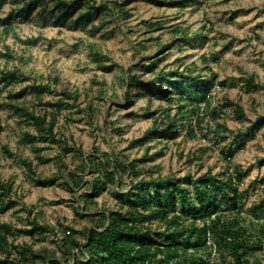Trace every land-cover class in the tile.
<instances>
[{
    "label": "rangeland",
    "instance_id": "obj_1",
    "mask_svg": "<svg viewBox=\"0 0 264 264\" xmlns=\"http://www.w3.org/2000/svg\"><path fill=\"white\" fill-rule=\"evenodd\" d=\"M11 1L3 3L1 17L17 6ZM92 1L96 4L102 2L109 8L121 5L127 14L115 12L98 16L92 22L94 25L111 17L114 22L92 36L89 34L90 24L76 28L69 24L56 26L52 23L48 6H38L29 19H19L12 24L10 34L0 38V51L3 46H8L16 55V60L10 62L0 58V70L17 67L30 78L24 84L3 90L0 103H4L7 93L29 87L35 78L38 82L57 81L54 89L77 94V109H83V112L65 109L57 117L55 131L70 146L74 144L83 152L82 156L68 154L63 159L64 168L57 160L40 165L35 160L33 147L20 143L22 133H34V129L18 123L9 110L0 107V181L11 185V197L16 202L11 209L0 214V224H7L14 231V237L8 238L9 243L27 244L35 252L46 251L62 260L61 249L70 236L83 243L80 233L95 225V213L117 209L113 197L117 178L92 202L83 197L90 194L92 181L103 176L102 168L88 166L86 159L93 158L97 163L108 155V167L113 170L116 159L128 164L141 159L146 152L149 156L154 155V160L137 164L141 177L146 178L170 175L197 178L205 172L226 177L233 175L234 169L244 171L246 176L237 185L240 191H245L241 205L242 224L258 233L264 228L263 220H254L249 210L264 195V166L258 165L259 160H264V128L256 133L255 139L245 141L244 147L229 163L224 161L220 152L230 144L232 133L244 130L259 117H264V0H190L185 6H181L184 0H159L175 3L170 7L156 6L149 0ZM175 27L187 28L193 36L199 33L206 40L193 45H171ZM30 37L35 41L29 45L26 39ZM89 45L109 57L103 66L116 65L112 71L99 68ZM161 46L167 48L158 53ZM154 59L157 69L149 73L144 67ZM174 69L206 77L209 82L211 73L217 76L209 89V106L198 105V118L202 119L200 125L194 123L196 116L191 118L194 135L187 133L186 129H179L175 138L170 134L149 138V132L165 121L166 114L172 117L177 113L178 104L171 105L153 97L151 86L128 87L127 84L134 83L132 76L148 83L158 71ZM251 75L258 88L247 91L242 80ZM26 92L19 104L37 114L50 111L39 105L29 88ZM56 99L53 94H44L42 103ZM128 100L130 103L125 105ZM226 100L242 108L243 121L235 118L232 107L222 108L220 118L210 115L211 108L225 104ZM191 109L187 107V110ZM217 125H224L228 132L217 136ZM143 137L149 140L132 144ZM3 146H7L13 156H6ZM58 146L35 145L42 148L39 155L49 158L54 157ZM18 159L31 162L39 179L54 176L59 179L52 186H36ZM68 171L77 173L78 179H71L72 182L81 181L73 193L63 184V176ZM130 181L123 177L119 191H127ZM224 216L228 218L227 213ZM33 219L52 232L34 236L24 232L30 229ZM151 226L163 229L157 223ZM261 243L256 257L264 264L263 239ZM205 259L206 264L219 263L213 250Z\"/></svg>",
    "mask_w": 264,
    "mask_h": 264
},
{
    "label": "trees",
    "instance_id": "obj_2",
    "mask_svg": "<svg viewBox=\"0 0 264 264\" xmlns=\"http://www.w3.org/2000/svg\"><path fill=\"white\" fill-rule=\"evenodd\" d=\"M149 1L156 6H175V3L170 2ZM4 2L6 0H0V13ZM188 2L190 0H184L181 6H185ZM11 3L17 6L11 8L4 17L0 16V27H2L0 38L8 36L12 30V24L19 19H29L38 6H48L52 13V23L56 26L69 24L70 27L76 28L81 24H90L89 34L92 36L114 22L111 17L108 21H100L94 25L92 22L98 16L113 15L115 12L119 15L127 14L121 5L115 4L114 8H109L102 2L96 4L92 0H12ZM172 30L175 38L171 45H193L206 40L199 33L193 36L187 28L175 27ZM14 36L16 40H19L16 35ZM26 40L29 45L35 41L33 37ZM166 48L159 47L158 53ZM89 51L102 70L110 72L116 66L114 64L103 66L104 62L109 61V57L103 55L93 45H89ZM0 58L10 62L16 60V55L8 46H3ZM144 68L149 73H154L157 69L156 59ZM185 72L178 69L160 70L148 83L140 82L132 76L134 83L127 84L128 87L151 86L150 91L153 97L171 105L178 104L177 113L172 117L166 114L165 121L149 132V138L152 136L162 138L169 134L171 138H175L179 135V129H186L187 133L194 135L191 126L193 116L197 117L194 120L195 125H200L202 119L198 118V105L203 103L205 107L209 106V89L217 76L211 73V82H209L206 77ZM29 79L17 67L2 68L0 94L3 90L24 84ZM242 81L247 91L258 88L253 75L244 77ZM56 83L57 81L38 82L32 78L29 87L25 86L15 93H7L0 107L9 110L18 123H25L34 129V133L23 132L20 143L33 147L35 160L40 165L57 160L59 165L65 168L63 159L68 154L82 156L83 152L74 144L70 146L67 140L55 131V128L57 117L63 110H79L77 109L78 95L64 90L56 91L54 89ZM27 88L30 89L39 105L49 108L50 111L44 110L42 114H37L19 104L26 97ZM44 94H53L57 99L42 103ZM129 103L128 100L125 105ZM187 107L192 109L187 110ZM227 107L233 108L232 113L236 119L239 121L245 119L242 108L228 100L219 107L211 108L210 115L220 118L223 116L222 108ZM79 112H83V109ZM262 128H264V117H259L244 130L232 133L233 139L230 144L220 152L224 161L229 163L244 147L245 141L255 139L256 133ZM217 129L215 131L217 136L228 132L224 125H217ZM222 138L225 137L222 136ZM146 140L149 139L143 137L132 144ZM36 144H59V146L54 157L49 158L39 155L42 148H36ZM2 150L6 156H13L7 146H3ZM105 157L97 163L93 158L86 159L88 166L96 165L102 168L103 176L96 177L92 181L89 186L90 194H85L83 197L92 202L107 191V185L114 184L117 178V188L113 192L117 209L95 213V225L80 233L84 239L83 243L70 236L61 249L62 260H58L54 254L46 251L35 252L27 244L9 243L8 238L14 237V231L9 225L0 224V255H2L0 264H206L205 256H209L212 250L217 253L218 264H261L256 255L261 249V240H264V228L254 233L242 224L241 219V205L245 191H240L237 185L245 178L244 171L234 169L233 175L226 177L223 174L205 172L197 178L191 175H184L181 178L172 175L146 178L141 177L137 164L153 161L154 155L149 156L146 152L141 159L128 164H123L116 159L113 170L108 167V155ZM18 160L36 186H52L59 179L57 176L39 179L35 175L31 162L26 159ZM258 165L264 166V160H259ZM123 177L131 181L128 183L129 189L120 192L118 186L123 184ZM71 179H78L75 171H68L67 175L63 176V184L69 192L73 193L74 188L81 181L74 183ZM11 195V185L0 181V214L16 204ZM226 213L228 218L224 216ZM249 213L254 220H263L264 224V195L249 210ZM154 223L162 226L163 229L152 228L151 225ZM30 226L29 230H24L30 236L52 232L48 227L40 226L35 219L30 222ZM67 233L74 234L73 231H67Z\"/></svg>",
    "mask_w": 264,
    "mask_h": 264
}]
</instances>
